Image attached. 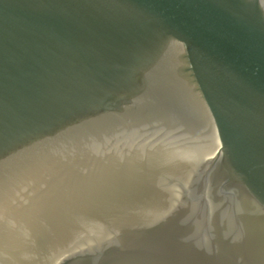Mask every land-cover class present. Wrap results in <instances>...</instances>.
<instances>
[{
    "label": "water",
    "instance_id": "95a60500",
    "mask_svg": "<svg viewBox=\"0 0 264 264\" xmlns=\"http://www.w3.org/2000/svg\"><path fill=\"white\" fill-rule=\"evenodd\" d=\"M0 264H264V0H0Z\"/></svg>",
    "mask_w": 264,
    "mask_h": 264
}]
</instances>
